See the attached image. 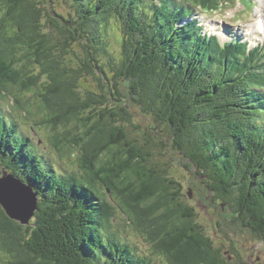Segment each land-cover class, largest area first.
<instances>
[{"label":"trees","instance_id":"16d2710c","mask_svg":"<svg viewBox=\"0 0 264 264\" xmlns=\"http://www.w3.org/2000/svg\"><path fill=\"white\" fill-rule=\"evenodd\" d=\"M175 1L69 0L74 12L58 14L56 7L54 17L43 0H0L8 17L5 32L26 49L20 64L0 60V73L11 79V66L17 73L21 65L24 84L37 87L42 107L50 108L48 129L63 131V143H55L63 151L65 143L79 149L69 157L52 149L54 161L76 158L73 162L96 176L101 190L111 191L123 208L112 203L158 241L168 264H230L234 254L230 260L222 257L226 253L194 222L196 209L182 199L188 196L182 184L151 166L155 131L144 147L128 131L134 117L126 98L168 125L173 147L204 178L214 201L229 202L233 214L240 213L235 224L250 228L264 243V123L255 121L256 112L258 118L264 115V90L261 97L254 93L261 71L229 58L213 59ZM92 81L94 87L88 85ZM6 122L0 117L1 171L40 196L29 225L11 218L0 204L6 264H153L130 244L104 237L93 200L97 181L86 184L74 171L63 172L64 166L32 147L34 134L17 120ZM37 126L35 137L41 140ZM37 148L44 151L41 144ZM234 184L245 199L241 208L231 197ZM263 256L256 255V264Z\"/></svg>","mask_w":264,"mask_h":264},{"label":"rangeland","instance_id":"374dc122","mask_svg":"<svg viewBox=\"0 0 264 264\" xmlns=\"http://www.w3.org/2000/svg\"><path fill=\"white\" fill-rule=\"evenodd\" d=\"M43 1L47 4L43 6L44 10H47L54 17L55 15L53 14V10L56 7L58 10L60 9L58 14L60 12L62 14H66L67 12H74V9L71 8V3L69 2V0H50V2L48 0ZM194 1L199 5L201 9L209 10L212 12L208 13V15L206 16L215 18L214 21H206L204 20V18L201 19V21L206 25V29H210L213 33H217L222 37L228 36V31H225L223 23H226L228 25L226 27H230V24L235 25L234 23H232L235 20L240 21L242 16H249V18L241 20V22L237 23L241 24L242 22H247L248 24L253 20L254 14H259V12L262 13L261 10L264 11V3L263 5H260V3L257 4L253 9L250 0H236L235 2H233L234 0ZM219 2H224L221 6L227 3L228 5L226 7H222L221 9L219 7ZM49 3L50 6H48ZM230 3L231 6L239 7L236 9H231L229 7ZM240 8L241 11L244 8L247 13H243L238 16L241 13V11L239 13ZM252 10H254L253 13H251ZM5 12L6 9L2 7V2H0V56L2 54L1 61L9 66L15 62H17V64H20L21 57L26 55V49L16 47V44L13 43L14 41L5 32L4 28H6L7 24L4 25L3 23L6 21V18H8L5 15ZM234 14H237L238 17H235ZM48 19L49 18H46V23L44 26L45 28L48 27ZM235 26L237 27V25ZM213 28L219 29V32H215ZM251 34L253 36H249V39L253 43L255 41V46L260 44L259 39L263 41L262 43H264V38H261L259 32V35H255L254 33ZM195 38L199 40L197 34ZM111 48L114 49L115 46L112 44ZM208 52L212 53L211 51ZM259 54L263 55V52L259 50ZM215 63L218 66L216 70H219V65L221 64L217 60H215ZM19 66V71L21 72V65ZM14 70L15 69H12L11 66V72L9 74L11 79L8 78L10 82H8L5 77H0V85H2L5 90L9 88L19 98L23 99V103L26 104L27 108L31 109L30 111L32 112H29L28 109L27 110L29 114L36 120L31 116L25 118L24 115V118L26 119L25 123L28 125L31 136H33V134L35 135V130L32 131L31 126L33 124L37 125L36 121H38L39 126H37V131L42 132V137L40 138L41 140H39V138L33 136L34 140H32L31 142L33 144L32 147H35L34 149L38 151L36 152L39 155L43 154V156L45 155L44 157L47 156L46 158H52L53 161L54 157L52 156V153L54 154V152L52 149H54L59 154L65 152L67 157H69L70 152L72 151L75 154H79V149L73 145L65 143V149L63 151L61 145H57L55 143L56 140H58L57 143L59 144L63 143V140L61 139L63 135H61V133L63 132L62 129H48V126L50 124H46L45 122L46 119H49L47 112L49 107H42L43 103L39 101V97L41 95L39 92H37L38 95L35 93L37 87H32L33 85L31 87L25 85V78L23 77V75L20 74L19 71H17L16 73V70ZM34 70L36 71L37 69H33L32 71H30V73H35ZM216 74H218L219 76V72H217ZM15 82L17 83L14 84ZM91 83L88 85L94 87L93 85H95V83L93 81ZM260 92H262V90ZM125 101L129 103V112L132 114V117H134L133 123L129 124L128 131L130 137L132 138V140L137 141V143L139 141L140 145H138L140 147H144L146 145L145 142L148 139V135H152L153 131L151 130L153 129L155 131L156 137L154 136V142L157 145L154 148H151V166L155 167L160 172H162V170H167L168 172L166 174V177H169L170 179L173 178L176 180V182H180L182 184V194L188 195L187 198L183 197L182 199L186 200L185 203H188L196 209V217L194 222L203 229L205 236H207L213 246L220 249L221 252L226 253L224 255L222 254L221 256L226 258L228 257V255L234 254L235 258H231V260L228 257V259L230 260V264H252V262H250V260L252 259V255H254L256 261H259V259L256 258V255L262 254L264 252L263 241L255 237L250 228H244L238 224H235L234 219L239 216L240 213L233 214V211L235 209L231 204H229V202L224 199H222V201L221 199H218L216 202L213 201L214 194L210 189H208L206 184L203 183L204 178L197 175V169L192 168L187 160L182 157V153L178 149L173 147L174 142H172L170 138L168 125L164 123L159 124L153 121L148 115H144L141 107L133 103L130 98H126ZM4 111L6 114H8L6 110ZM0 117L5 118V115L0 113ZM255 121L259 126L262 125L264 123V115L261 118H258V112H256ZM51 132H54L53 135H50ZM36 135L39 137L38 134ZM71 138L72 136L70 137V140ZM44 139L47 142V146L42 142L44 141ZM48 142L52 144H50L51 148ZM40 144L41 146H43L44 151L40 149L39 152L37 145ZM75 154L73 156H75ZM56 157L58 156L56 155ZM75 159L76 158H73V160ZM73 160H69L67 161V163L63 160H55L54 162L57 165L64 166L66 168L62 170L63 172L69 170L72 173L74 171L76 177L79 180L84 181L86 184L91 183V181H97V183H94L95 193H93V200L95 207L97 208L98 212H100L97 224L99 225L98 228H102L101 232L104 237H115L118 240H122L130 244V246L136 252L135 254L140 257L149 259L153 264H168L166 256L158 248H156L158 241L154 242L153 240H151L149 235L145 233V230L138 224H136L134 217H131V213L118 208L115 204L112 203L113 201H116L114 195L111 191L108 192L106 190L105 193L101 190L100 185L102 184V182L97 179L96 176H91V173H89L87 170H83L80 165L73 162ZM0 172H2L1 166ZM7 182H11V179H7ZM232 191V200L241 198L237 197L240 195L237 185L234 184V188ZM231 197L228 199V201L231 200ZM243 198H241L240 201H237V204L241 202V204L245 205ZM116 202L120 205V207H122L118 201ZM254 228H258V226L254 225L252 229ZM115 232L117 233L116 236H114ZM109 247L110 245L108 244V248ZM1 250L2 249L0 246V264H6V262H4L3 260L5 255ZM228 259H226L227 262ZM262 259L264 260V258Z\"/></svg>","mask_w":264,"mask_h":264},{"label":"water","instance_id":"95a60500","mask_svg":"<svg viewBox=\"0 0 264 264\" xmlns=\"http://www.w3.org/2000/svg\"><path fill=\"white\" fill-rule=\"evenodd\" d=\"M9 178L11 182H7ZM4 179H0V204L11 218L28 225L38 209L36 193L15 177Z\"/></svg>","mask_w":264,"mask_h":264},{"label":"clouds","instance_id":"9594fccd","mask_svg":"<svg viewBox=\"0 0 264 264\" xmlns=\"http://www.w3.org/2000/svg\"><path fill=\"white\" fill-rule=\"evenodd\" d=\"M111 41H112V40H111ZM1 56H2V54H1ZM0 113H1V114H4V115H8V114L4 113V112L1 111V110H0ZM32 190H34V189L32 188ZM33 192H34V191H33ZM34 193H36L37 198H39V200H40L39 193H37L36 191H35ZM215 197H216V195H214V198H215ZM238 197H239V196H238ZM214 198H213V201H214ZM240 199H241V198H238V201H240ZM234 200H235V199H234ZM243 200H245V199H243ZM39 202H40V201H39ZM39 202H38V203H39ZM244 203H245V201H244ZM239 204H240V205H239V207H240L242 204H241V202H240ZM29 224H30V223H29ZM29 224H28V225H29ZM123 243H126V242L123 241ZM132 249H133V248H132ZM253 254H254V253H253ZM258 255H259V256H262L263 253H262V254H258ZM252 258H253V255H252ZM250 262L256 264L257 261L253 258V259L250 260Z\"/></svg>","mask_w":264,"mask_h":264},{"label":"bare ground","instance_id":"6f19581e","mask_svg":"<svg viewBox=\"0 0 264 264\" xmlns=\"http://www.w3.org/2000/svg\"><path fill=\"white\" fill-rule=\"evenodd\" d=\"M263 1H264V0H262V3H263ZM260 13H261V12H259V14H260ZM6 79L8 80V77H7V76H6ZM37 200H38V202L40 201L39 198H37ZM37 207H38V209H37V211H38V210H39V205H38ZM37 211L35 212V214H34V216H33L32 218L35 217ZM31 220H32V219H31Z\"/></svg>","mask_w":264,"mask_h":264}]
</instances>
